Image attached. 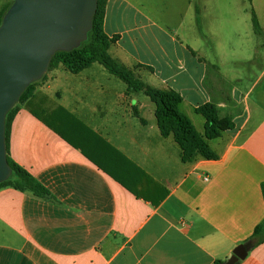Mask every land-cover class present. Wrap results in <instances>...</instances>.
<instances>
[{
    "label": "crops",
    "instance_id": "crops-1",
    "mask_svg": "<svg viewBox=\"0 0 264 264\" xmlns=\"http://www.w3.org/2000/svg\"><path fill=\"white\" fill-rule=\"evenodd\" d=\"M161 1L107 0L108 52L145 85L178 92L179 111L200 135L205 103L229 117L233 127L207 140L218 157L183 161L150 98L101 64L78 73L51 67L20 104L9 135L12 159L50 198L0 187V264H214L263 219L264 88L256 80L230 84L242 75L228 72L242 70L226 69L225 55L234 53L220 46L219 1L214 14L208 0H164L166 9ZM250 2L264 32V0ZM242 7L236 3L238 20ZM193 13L218 23L197 30ZM247 52L246 61L258 54ZM237 264H264V242Z\"/></svg>",
    "mask_w": 264,
    "mask_h": 264
},
{
    "label": "trees",
    "instance_id": "trees-1",
    "mask_svg": "<svg viewBox=\"0 0 264 264\" xmlns=\"http://www.w3.org/2000/svg\"><path fill=\"white\" fill-rule=\"evenodd\" d=\"M11 1L12 0H7L0 7V22L4 12L11 4ZM248 1L250 2L251 0ZM106 2L107 0H97L96 9L92 17V26L87 33V38L76 48L67 51H56L51 57L47 69L55 67L58 64H62L64 68L71 73H78L93 62L101 64L109 73L122 79L126 83L128 90L142 91L150 98V100L156 106L155 115L161 133L163 135L172 133L174 140L181 149V158L183 161H191L197 156H201L205 159H216L218 156L214 151L211 150L207 140L218 137L221 131L224 129L232 128L233 123L231 119L229 117L219 119L217 116L216 106L213 103H205L198 109V111L201 112L206 118L204 135H200L194 129L193 125L186 118V116H184L179 111L178 103L181 100V96L178 92L174 90H161L149 85H145L138 77H136L131 69L115 60L108 52V48L113 39L109 38L103 29V18ZM249 13L253 32L256 35L262 37L264 41V32L251 5H249ZM44 74L40 79L43 78ZM38 80L31 82L24 89L17 102L6 113L5 148L7 163L10 167V175L6 180L0 182V187L11 186L22 192H31L38 197L50 198L49 191L25 168L17 164L9 153V135L12 119L18 111L20 104L28 101L32 96L35 84L38 82ZM35 115L49 127L54 129L68 143L83 151L82 146H79L74 140L67 137L61 130L53 127V125L46 118L39 117L37 114ZM112 151L119 155L116 150L112 149ZM84 154H86V156L96 163V165H98L100 168L104 169L110 175L115 177L111 171L105 169L92 156L85 152ZM261 192L264 199V182L261 183ZM247 241H253V245L264 242V217L255 226ZM220 262L221 260H216L214 264H218Z\"/></svg>",
    "mask_w": 264,
    "mask_h": 264
},
{
    "label": "water",
    "instance_id": "water-1",
    "mask_svg": "<svg viewBox=\"0 0 264 264\" xmlns=\"http://www.w3.org/2000/svg\"><path fill=\"white\" fill-rule=\"evenodd\" d=\"M97 0H12L0 22V182L10 175L5 116L24 89L41 78L56 51L87 38ZM253 241L237 244L218 264H236Z\"/></svg>",
    "mask_w": 264,
    "mask_h": 264
},
{
    "label": "rangeland",
    "instance_id": "rangeland-1",
    "mask_svg": "<svg viewBox=\"0 0 264 264\" xmlns=\"http://www.w3.org/2000/svg\"><path fill=\"white\" fill-rule=\"evenodd\" d=\"M5 0H0V4ZM204 1V0H203ZM209 6H208V12L213 13V9L211 6H213L215 1H219V12H220V19L218 22H220L221 30H223L224 35V43H222L220 46L228 48V52H233L234 54L231 55H225V62L227 63L226 69L237 65L242 71L238 72H228L230 74L236 73L242 75L241 81H233L230 79V84H249L252 81L257 82V88L261 89L264 88V74L259 77V74L264 67V46L263 38L256 35L253 32L251 21H250V13L249 11H244L242 8L247 7L248 5H251V2L248 0H234L232 3V0H208ZM198 3L200 4L201 1L199 0ZM236 3H238L241 7L244 5L245 7L241 8L240 11V18L237 19L236 15ZM167 2L162 0L161 1V7L163 9H166ZM195 6V5H194ZM234 6V7H233ZM196 14L193 13L194 16V22L195 28L199 30L201 27L210 28L215 26L218 22L215 18H213L211 15L209 17L203 18L201 22L200 16H195ZM237 28L238 30V36L234 35L233 31ZM233 32V33H232ZM262 43V44H261ZM251 47H257L258 54L250 56V61H246L245 58L249 56L248 48ZM236 57H242L238 60L237 63L233 59ZM254 57V58H253ZM253 58V59H252ZM233 63L234 65H232ZM227 73V72H226ZM259 77V78H258ZM231 78H233L231 76Z\"/></svg>",
    "mask_w": 264,
    "mask_h": 264
}]
</instances>
